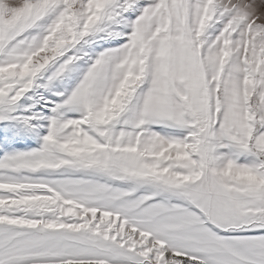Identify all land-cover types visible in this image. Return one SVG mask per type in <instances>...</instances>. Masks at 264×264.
<instances>
[{"label": "snow or ice", "instance_id": "obj_1", "mask_svg": "<svg viewBox=\"0 0 264 264\" xmlns=\"http://www.w3.org/2000/svg\"><path fill=\"white\" fill-rule=\"evenodd\" d=\"M0 264H264V0H0Z\"/></svg>", "mask_w": 264, "mask_h": 264}, {"label": "rangeland", "instance_id": "obj_2", "mask_svg": "<svg viewBox=\"0 0 264 264\" xmlns=\"http://www.w3.org/2000/svg\"><path fill=\"white\" fill-rule=\"evenodd\" d=\"M257 3H260V0H257Z\"/></svg>", "mask_w": 264, "mask_h": 264}]
</instances>
